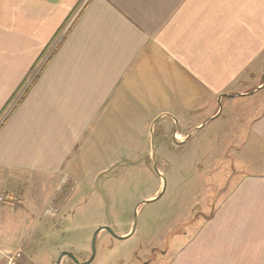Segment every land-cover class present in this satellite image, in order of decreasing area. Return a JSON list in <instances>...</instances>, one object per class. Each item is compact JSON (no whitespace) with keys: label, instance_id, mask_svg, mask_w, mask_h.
<instances>
[{"label":"crops","instance_id":"obj_1","mask_svg":"<svg viewBox=\"0 0 264 264\" xmlns=\"http://www.w3.org/2000/svg\"><path fill=\"white\" fill-rule=\"evenodd\" d=\"M60 28L54 57L0 117V193L34 209L41 182L93 172L103 150L132 154L160 116L179 132L181 108L216 116L222 94L240 90L246 103L229 117L238 191L171 264H258L246 261L262 259L264 243V0H0V111ZM31 216L0 206L2 225L28 231Z\"/></svg>","mask_w":264,"mask_h":264},{"label":"rangeland","instance_id":"obj_2","mask_svg":"<svg viewBox=\"0 0 264 264\" xmlns=\"http://www.w3.org/2000/svg\"><path fill=\"white\" fill-rule=\"evenodd\" d=\"M63 36L61 31L42 60L30 70L1 118L13 110L14 101L20 96L21 100L27 89L30 92L37 82H33L35 77L42 74L54 57ZM2 47L0 42V50ZM238 91L222 94L223 98L217 100L216 116L207 115L206 108L193 114L181 108L187 122L180 124L179 132L172 117L166 115L154 124L153 132V122L145 127L150 135L147 132L136 140L132 154L122 156L103 150L91 156L93 172L88 174L84 169L76 176L74 173L58 176L53 182H45L46 189H42L44 182H41L33 188L39 200L34 203V209H31L33 205L24 203L26 197L20 201L14 192H1L0 206L5 212L31 213L33 227L29 235L30 229L25 231L21 223L6 226L0 222V249L9 253L19 249L22 252L19 264H57L60 253L65 250L86 261L92 253L93 234L99 227L108 225L119 235H126L136 223L134 233L125 239L102 230L90 264L178 263L182 252L188 250L199 232L209 222L214 224L213 219L229 203L223 202L224 199L228 196L233 199L241 183L232 182L237 176L232 170L230 150V135L238 132L232 128L235 119L229 117L231 114L237 117L240 104L246 103L243 97L233 98ZM231 100L236 105L230 108ZM238 141L234 140L235 145ZM117 142L128 147L120 152L133 147L131 138ZM155 162L160 172L156 171ZM94 169H101L96 177ZM43 190L49 195L47 202H43ZM162 190L161 197L154 199ZM145 200L148 202L139 205ZM232 204L238 206L234 201ZM261 249L257 248V252L262 253V259L252 257L246 262L264 264V243ZM62 263L77 264L69 257H64Z\"/></svg>","mask_w":264,"mask_h":264},{"label":"water","instance_id":"obj_3","mask_svg":"<svg viewBox=\"0 0 264 264\" xmlns=\"http://www.w3.org/2000/svg\"><path fill=\"white\" fill-rule=\"evenodd\" d=\"M160 117H162V116H160ZM160 117H159V118H160ZM159 118H156V120L154 121L153 126H152V128H151V131H152V132H153V130H154V124L159 120ZM176 132H177V129H176ZM154 147H155V146H154V142H153V148H154ZM155 169H156L157 172H160V171H159V168H158V166H157V164H156V162H155ZM165 182H166V181H165ZM163 192H164V190H162L161 194L158 195L157 197H155L154 199H158V198H160L161 195L163 194ZM146 202H148V200H145V201L141 202L139 205H141V204H143V203H146ZM139 205H138V206H139ZM136 221H137V213H136V215H135V222H136ZM135 228H136V223L134 224L133 230H132L129 234H126V235H119L118 233H116V232L114 231V229H113L111 226L106 225V226L99 227V228L95 231V233L93 234V238H92V253H91V256H90V258H89L88 260H86V261H81V260H80V259H79V258L73 253V252L65 250V251H62V252L60 253V255H59L58 259H57V264H63V263H62V260H63L64 257H69V258L73 259L77 264H90V263L94 260V257H95V255H96L97 237H98L99 233H100L102 230H106V231H108V232L111 233L114 237H116V238H118V239H125V238L130 237V236L134 233Z\"/></svg>","mask_w":264,"mask_h":264},{"label":"trees","instance_id":"obj_4","mask_svg":"<svg viewBox=\"0 0 264 264\" xmlns=\"http://www.w3.org/2000/svg\"><path fill=\"white\" fill-rule=\"evenodd\" d=\"M62 31V28H60V30L58 31V33L56 34V36L54 37V40L58 37V35L60 34V32ZM51 44H49L46 49L42 52V54L40 55L39 59L37 60L36 64L33 66L32 69H34L36 67V65L40 62V60H42V58L45 56V54L47 53L48 49L50 48ZM55 52H53L52 54H54ZM48 63V61H46V64ZM45 64V65H46ZM40 74H38L33 82H36L38 80ZM21 87V86H20ZM29 92V89L26 90L25 94H23L21 100L18 101L17 105L13 108V110L11 111V113L17 108V106L20 104V102L25 98V96L27 95V93ZM16 94H13L12 97L8 100V102L6 103V105L4 106V108L0 111V117L2 115V113L6 110L7 106L9 105V103H11L13 101V99L15 98ZM10 113V114H11Z\"/></svg>","mask_w":264,"mask_h":264},{"label":"built area","instance_id":"obj_5","mask_svg":"<svg viewBox=\"0 0 264 264\" xmlns=\"http://www.w3.org/2000/svg\"><path fill=\"white\" fill-rule=\"evenodd\" d=\"M0 264H19L22 259V252L18 249L14 252H4L0 249Z\"/></svg>","mask_w":264,"mask_h":264}]
</instances>
